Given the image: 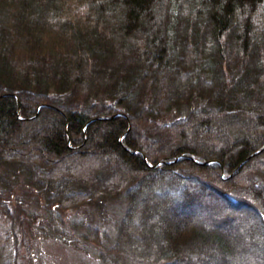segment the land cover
<instances>
[{
    "label": "trees",
    "instance_id": "obj_1",
    "mask_svg": "<svg viewBox=\"0 0 264 264\" xmlns=\"http://www.w3.org/2000/svg\"><path fill=\"white\" fill-rule=\"evenodd\" d=\"M263 156L264 0H0V213L20 244L57 212L117 202L112 237L85 225L70 242L101 264H260ZM193 184L224 205L214 217L180 214ZM172 204L167 226L154 214ZM243 211L259 250L236 249L257 232L229 229Z\"/></svg>",
    "mask_w": 264,
    "mask_h": 264
},
{
    "label": "rangeland",
    "instance_id": "obj_2",
    "mask_svg": "<svg viewBox=\"0 0 264 264\" xmlns=\"http://www.w3.org/2000/svg\"><path fill=\"white\" fill-rule=\"evenodd\" d=\"M189 133L190 132H188V135ZM136 134L138 135L139 133ZM147 137L149 138V135H147ZM159 147L162 150L163 144L159 143ZM72 160L73 158H69L68 160L66 159L64 163H62L64 171H67V175L69 176L71 174L73 175V170L74 168H76L74 165L71 164ZM84 166L87 172H93V176L98 177L95 176V174H97L96 172L100 170L99 159L89 160ZM100 184L102 185V183ZM149 185V183H146L144 186L146 188L144 189H148L149 191L154 193V191H156V187L150 189ZM193 185H195L194 191L197 194L198 200L195 201V207L192 210L189 209L180 213L179 210H176L178 209L176 205L172 204L171 206H165V212L163 214H160L159 212L157 213L156 211L146 207V216L148 217L150 214L156 212L157 214L155 213L154 215H156L164 224H167V226H171L172 224L181 221V215H179V213L182 215H193L196 219L200 216L214 217L215 214L213 216L210 213V208H215L217 205L222 207L224 205L219 201L218 197L215 194H213L202 184ZM202 202L204 205H202ZM122 207V203L114 202L107 207L108 209L100 207V209H98L97 211L93 210L92 208V210L89 211L77 209L69 212H57L61 215V220L59 221V217L58 219L55 217V219L47 221L46 218V220L42 221L43 223L46 221V223L36 225L38 227H41L43 225L42 230H37L36 228L38 227H32V230L30 231L32 237H30L29 242H25V245L19 243L21 240V234L20 236L16 235L14 239L12 230L9 229L10 221L6 216L0 213V250L2 252V258L7 262L10 261V264H101L96 258V251L92 246L88 248L87 251H84L80 249L82 246L81 244L75 247L70 242L77 241L76 239H79L80 235H83V227L85 225H92V227L95 225V228H97L96 230L98 231V236H100L101 239L109 238L110 236L112 237L111 234L113 233H111V231H113L115 227V220L118 218L120 220L121 214L123 212ZM232 213L235 214L236 212L232 211ZM40 214L42 216H45L43 210L40 211ZM99 214L104 216H99ZM236 215L237 220L235 221V224L233 226L229 227V229H233L236 234L238 233V235L242 237L240 225L243 222L245 223L243 225L244 228L242 227L244 231H247V229L248 233H253L257 231V234H250L244 241H242V245H237L236 249L238 250L239 248L242 251H246L247 248L245 247L248 244H252L254 248H256L257 246V250L262 248L263 234L260 231L257 222H253L255 220L253 214L243 211ZM90 219L91 221H89ZM214 224L215 225H213V227L215 228L219 229V227H221V224L218 222V220H216V223ZM146 225V222L142 223L140 229L144 231ZM45 229L48 232L47 236H44L43 233L40 232H43ZM49 229L53 231L55 229L56 230L54 232L51 231L53 234H50ZM55 236H57V239ZM59 239H61V241ZM136 239L138 242H140L139 237H137ZM153 241L156 243L161 242L160 231H156L154 233L152 240H150L149 244ZM124 244L127 247V252L129 251L132 255V249L134 245L132 238H130V236L125 237ZM15 248L17 252H15ZM260 250L264 249L262 248ZM259 257V261H261L260 264H264V255H260ZM205 261H203V264H205ZM183 262L184 264H192L186 260H183ZM208 264H220V260L218 261V259L214 258L212 261H209Z\"/></svg>",
    "mask_w": 264,
    "mask_h": 264
}]
</instances>
